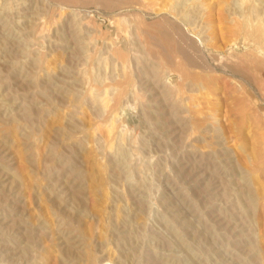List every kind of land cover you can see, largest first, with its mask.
<instances>
[{
    "label": "rangeland",
    "instance_id": "1",
    "mask_svg": "<svg viewBox=\"0 0 264 264\" xmlns=\"http://www.w3.org/2000/svg\"><path fill=\"white\" fill-rule=\"evenodd\" d=\"M142 1L0 0V264H264V0Z\"/></svg>",
    "mask_w": 264,
    "mask_h": 264
},
{
    "label": "bare ground",
    "instance_id": "2",
    "mask_svg": "<svg viewBox=\"0 0 264 264\" xmlns=\"http://www.w3.org/2000/svg\"><path fill=\"white\" fill-rule=\"evenodd\" d=\"M116 1V0H115ZM134 2H135V0H133ZM142 1V0H141ZM143 2V1H142ZM142 2H140V3H138V4H141ZM149 2V1H148ZM149 5V4H148ZM142 6H143V4H142ZM146 6V5H145ZM146 7H148V6H146ZM145 7V8H146ZM149 8V7H148ZM63 11V10H62ZM60 13H62V12H60ZM63 14H64V12H63ZM115 17V16H114ZM43 28V27H42ZM45 32V31H44ZM40 37V36H39ZM221 47V46H220ZM180 58V57H179ZM170 61V60H169ZM182 62V61H181ZM126 72V71H125ZM154 72V71H153ZM123 73V72H122ZM160 75V74H159ZM155 77V76H154ZM165 77V76H164ZM166 77H167V75H166ZM165 80H166V78H165ZM163 82V81H162ZM119 85V84H118ZM123 85V84H122ZM119 87V86H118ZM168 87V86H167ZM118 89V88H117ZM90 90V89H89ZM88 90V91H89ZM114 90V89H113ZM166 92V91H165ZM164 92V93H165ZM161 94V93H160ZM165 95V94H164ZM162 96V97H161ZM160 96V99H163V95H161ZM168 96H169V94H168ZM91 99H93V98H91ZM111 99V98H110ZM98 102V101H97ZM166 102V101H165ZM93 103V102H92ZM109 104V103H108ZM164 104V103H163ZM112 105V104H111ZM165 105V104H164ZM99 106V105H98ZM103 107H104V110L106 109L105 107L107 106V103H103V105H102ZM123 107V106H122ZM102 109V108H101ZM106 111V110H105ZM105 111H104V113H105ZM99 114V113H98ZM103 114V113H102ZM118 113H116V112H114L113 110L110 112V122H109V125H107V136H111V134H113V131H114V128H115V123L117 122L116 120H118L117 119V115ZM174 115V114H173ZM103 116V115H102ZM175 116V115H174ZM119 118V117H118ZM100 124V123H99ZM102 126V125H101ZM119 126H121V125H119ZM177 128H179V127H177ZM102 132V131H101ZM116 132V131H115ZM122 132V131H121ZM110 138V137H109ZM99 141V140H98ZM101 141V140H100ZM100 143V142H99ZM102 145V144H101ZM108 150V149H107ZM262 193V192H261Z\"/></svg>",
    "mask_w": 264,
    "mask_h": 264
}]
</instances>
